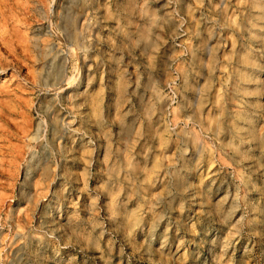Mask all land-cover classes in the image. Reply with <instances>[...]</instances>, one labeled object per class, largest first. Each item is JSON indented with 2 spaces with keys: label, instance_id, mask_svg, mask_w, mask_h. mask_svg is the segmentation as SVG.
<instances>
[{
  "label": "rangeland",
  "instance_id": "1",
  "mask_svg": "<svg viewBox=\"0 0 264 264\" xmlns=\"http://www.w3.org/2000/svg\"><path fill=\"white\" fill-rule=\"evenodd\" d=\"M0 264H264V0H0Z\"/></svg>",
  "mask_w": 264,
  "mask_h": 264
},
{
  "label": "bare ground",
  "instance_id": "2",
  "mask_svg": "<svg viewBox=\"0 0 264 264\" xmlns=\"http://www.w3.org/2000/svg\"><path fill=\"white\" fill-rule=\"evenodd\" d=\"M70 51V50H69ZM68 82V79L66 80Z\"/></svg>",
  "mask_w": 264,
  "mask_h": 264
}]
</instances>
